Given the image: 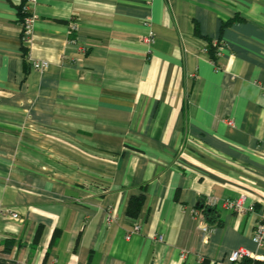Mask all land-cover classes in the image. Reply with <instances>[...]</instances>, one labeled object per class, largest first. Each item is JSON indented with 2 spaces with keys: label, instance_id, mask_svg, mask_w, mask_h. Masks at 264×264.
I'll return each mask as SVG.
<instances>
[{
  "label": "crops",
  "instance_id": "0c3cea01",
  "mask_svg": "<svg viewBox=\"0 0 264 264\" xmlns=\"http://www.w3.org/2000/svg\"><path fill=\"white\" fill-rule=\"evenodd\" d=\"M22 1L0 0V260L264 264V0H37L28 48Z\"/></svg>",
  "mask_w": 264,
  "mask_h": 264
},
{
  "label": "built area",
  "instance_id": "2783aa9c",
  "mask_svg": "<svg viewBox=\"0 0 264 264\" xmlns=\"http://www.w3.org/2000/svg\"><path fill=\"white\" fill-rule=\"evenodd\" d=\"M37 0H23L22 4L20 5L19 14L21 16V42L23 46L29 47L31 40H32V32H33V22H34V16L31 14V9L35 5ZM75 27L73 26L72 29ZM147 44H150L153 42L152 36H150L147 39L143 40ZM219 53V50L217 51ZM218 53L216 55H218ZM28 57V56H27ZM26 57V58H27ZM32 68L35 71L42 72L45 71L48 68V63L45 61H32ZM243 197L235 200V201H228L226 202V208L229 210H232L236 214H246V213H254V206L250 205L248 207H244L242 204ZM212 205V204H211ZM192 215L200 220L201 216L198 211L193 210ZM12 218L17 219L18 216L16 214L11 215ZM258 221L255 224L253 234H252V241L255 244L257 248L264 247V205L260 207V210L258 212ZM107 221H111L110 216L107 218ZM213 227L206 225L205 223L199 221V230L201 232V237L203 241H206L210 233L213 231ZM140 227L138 225H135L133 227V232L137 233L139 232ZM161 240V238H159ZM255 257L251 252L239 249L236 251H233L229 256V262L230 263H238L245 259H253Z\"/></svg>",
  "mask_w": 264,
  "mask_h": 264
},
{
  "label": "trees",
  "instance_id": "16d2710c",
  "mask_svg": "<svg viewBox=\"0 0 264 264\" xmlns=\"http://www.w3.org/2000/svg\"><path fill=\"white\" fill-rule=\"evenodd\" d=\"M18 10H20V8ZM217 50H218L217 45H214L213 46V53H212L213 54L212 55L213 56L212 57L213 60L215 59V56L217 54ZM143 202H144L143 195H141L139 197H136V198H133V199L131 198V200L129 201L128 207H127V215L132 217V218L137 217V215H138V213H139V211H140V209H141V207L143 205ZM199 207H201V206H198L197 208H199ZM200 210H202V208ZM202 212L205 215V217L208 218L211 215L212 210L211 209H206V210H203ZM9 251H10V247L5 249L6 253H9ZM0 264H12V263H7V262H5L3 260H0Z\"/></svg>",
  "mask_w": 264,
  "mask_h": 264
}]
</instances>
